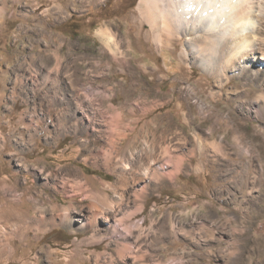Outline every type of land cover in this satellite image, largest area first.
I'll return each mask as SVG.
<instances>
[{"label": "rangeland", "instance_id": "rangeland-1", "mask_svg": "<svg viewBox=\"0 0 264 264\" xmlns=\"http://www.w3.org/2000/svg\"><path fill=\"white\" fill-rule=\"evenodd\" d=\"M138 5L0 0V264H264V88L172 61Z\"/></svg>", "mask_w": 264, "mask_h": 264}, {"label": "bare ground", "instance_id": "bare-ground-1", "mask_svg": "<svg viewBox=\"0 0 264 264\" xmlns=\"http://www.w3.org/2000/svg\"><path fill=\"white\" fill-rule=\"evenodd\" d=\"M137 11L142 24L148 27L146 39L154 41L164 54L172 55V61L173 43L180 41V60L197 63L211 77L223 78L226 83L237 77L264 88V0H139ZM134 28L138 36L141 29ZM97 36L117 59L116 35L106 28L98 30ZM123 36L120 41L132 48L128 30ZM257 104L264 113V98ZM113 205L110 202L109 208ZM97 210L98 207H90L84 219L88 225L96 220ZM70 212L65 210L68 220L78 221L82 227V221L75 217L79 212ZM35 220L50 226L55 224L52 218ZM4 229L0 232H6ZM9 230L12 237L16 231L11 227Z\"/></svg>", "mask_w": 264, "mask_h": 264}, {"label": "crops", "instance_id": "crops-1", "mask_svg": "<svg viewBox=\"0 0 264 264\" xmlns=\"http://www.w3.org/2000/svg\"><path fill=\"white\" fill-rule=\"evenodd\" d=\"M143 132V131H142Z\"/></svg>", "mask_w": 264, "mask_h": 264}]
</instances>
